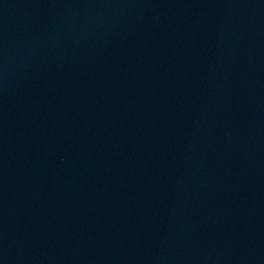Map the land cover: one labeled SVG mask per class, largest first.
<instances>
[{
    "label": "water",
    "instance_id": "water-1",
    "mask_svg": "<svg viewBox=\"0 0 264 264\" xmlns=\"http://www.w3.org/2000/svg\"><path fill=\"white\" fill-rule=\"evenodd\" d=\"M0 264H264V0H0Z\"/></svg>",
    "mask_w": 264,
    "mask_h": 264
}]
</instances>
